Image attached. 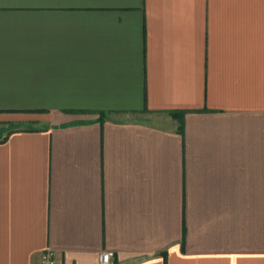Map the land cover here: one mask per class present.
<instances>
[{"label": "crops", "instance_id": "crops-1", "mask_svg": "<svg viewBox=\"0 0 264 264\" xmlns=\"http://www.w3.org/2000/svg\"><path fill=\"white\" fill-rule=\"evenodd\" d=\"M45 249L264 264V0H0V264Z\"/></svg>", "mask_w": 264, "mask_h": 264}, {"label": "built area", "instance_id": "built-area-1", "mask_svg": "<svg viewBox=\"0 0 264 264\" xmlns=\"http://www.w3.org/2000/svg\"><path fill=\"white\" fill-rule=\"evenodd\" d=\"M111 252L105 251L100 253V262L103 264L108 263L109 258L111 257ZM37 264H57L56 252L51 249L43 250L38 258Z\"/></svg>", "mask_w": 264, "mask_h": 264}, {"label": "rangeland", "instance_id": "rangeland-1", "mask_svg": "<svg viewBox=\"0 0 264 264\" xmlns=\"http://www.w3.org/2000/svg\"><path fill=\"white\" fill-rule=\"evenodd\" d=\"M140 118H144V119H147V120H152V119H155V116L153 115H149V114H143V115H140Z\"/></svg>", "mask_w": 264, "mask_h": 264}, {"label": "trees", "instance_id": "trees-1", "mask_svg": "<svg viewBox=\"0 0 264 264\" xmlns=\"http://www.w3.org/2000/svg\"><path fill=\"white\" fill-rule=\"evenodd\" d=\"M170 114L173 116H177V117L182 115V113H180V112H170Z\"/></svg>", "mask_w": 264, "mask_h": 264}]
</instances>
